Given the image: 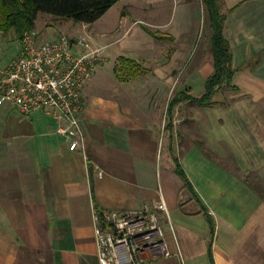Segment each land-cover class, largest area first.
Returning a JSON list of instances; mask_svg holds the SVG:
<instances>
[{
	"label": "crops",
	"instance_id": "obj_1",
	"mask_svg": "<svg viewBox=\"0 0 264 264\" xmlns=\"http://www.w3.org/2000/svg\"><path fill=\"white\" fill-rule=\"evenodd\" d=\"M173 1L172 16L150 0H118L117 14L105 17L112 6L92 24L49 15L35 24L40 40L86 35L104 50L82 92V148L69 151L51 114L0 106V264H99L95 205L134 211L160 200L169 254L143 264H264V0H222L236 89L216 92L211 107L181 100L167 131L169 101L200 98L214 69L202 1ZM120 57L143 74L120 81ZM175 71L183 84L169 98Z\"/></svg>",
	"mask_w": 264,
	"mask_h": 264
},
{
	"label": "built area",
	"instance_id": "obj_2",
	"mask_svg": "<svg viewBox=\"0 0 264 264\" xmlns=\"http://www.w3.org/2000/svg\"><path fill=\"white\" fill-rule=\"evenodd\" d=\"M18 55L0 69V106L9 105L26 116L36 111L60 122L57 133L69 151L83 147L82 92L104 48L94 47L88 36L58 34L40 40L36 31L24 32ZM156 211L160 200L134 211L93 210L94 238L99 264H143L168 256L164 232Z\"/></svg>",
	"mask_w": 264,
	"mask_h": 264
},
{
	"label": "trees",
	"instance_id": "obj_3",
	"mask_svg": "<svg viewBox=\"0 0 264 264\" xmlns=\"http://www.w3.org/2000/svg\"><path fill=\"white\" fill-rule=\"evenodd\" d=\"M118 0H0V33L7 36L10 32L20 42L24 32L35 29V21L39 13L54 18L68 19L74 23L92 24L102 17ZM207 12L209 27L212 31L210 38L213 56V74L205 83V92L200 98L179 93L168 104L166 117L169 123L164 129L170 131L171 111L181 100L195 103L206 108L213 105V95L222 89L235 90L231 85L234 70L231 67V53L228 43L223 36L225 16L220 12L222 0H201ZM115 67L116 77L120 81H129L143 74L141 67L132 59L120 57ZM175 172L189 187L184 172L175 161ZM93 192L91 187V193ZM95 209L101 216L96 205Z\"/></svg>",
	"mask_w": 264,
	"mask_h": 264
},
{
	"label": "rangeland",
	"instance_id": "obj_4",
	"mask_svg": "<svg viewBox=\"0 0 264 264\" xmlns=\"http://www.w3.org/2000/svg\"><path fill=\"white\" fill-rule=\"evenodd\" d=\"M174 3L175 2L173 0H150L151 6L154 7V5H156L158 7V10L162 12L164 11L167 16L168 15L172 16V10L176 8ZM120 10H121V4L113 6L109 10L108 14H106L105 17L106 18L112 17L115 14H117ZM203 15H204V18H203V24L201 27L202 35L207 29L206 18H205L204 12H203ZM47 16L48 15L43 14V13L38 14L36 21H35V24L38 28L44 25V21L46 20ZM174 20L175 18L171 17L169 25H172L174 23ZM199 41L200 39L197 41V46L195 50L198 47ZM17 48H18V40L15 38L14 34L10 32L7 36H5L0 33V69L7 66L16 57ZM174 73L177 76V78L173 82V86L170 91L171 93H169V98L172 97L173 94L176 93L182 87V84H183L180 71H175ZM177 119H179V122L175 123V125L177 126L176 131L181 132V128H180L181 127V124H180L181 116L179 114L177 115Z\"/></svg>",
	"mask_w": 264,
	"mask_h": 264
}]
</instances>
